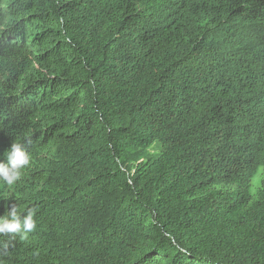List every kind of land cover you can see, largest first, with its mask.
<instances>
[{
  "label": "trees",
  "instance_id": "obj_1",
  "mask_svg": "<svg viewBox=\"0 0 264 264\" xmlns=\"http://www.w3.org/2000/svg\"><path fill=\"white\" fill-rule=\"evenodd\" d=\"M13 142L0 264H264V0H0Z\"/></svg>",
  "mask_w": 264,
  "mask_h": 264
},
{
  "label": "clouds",
  "instance_id": "obj_2",
  "mask_svg": "<svg viewBox=\"0 0 264 264\" xmlns=\"http://www.w3.org/2000/svg\"><path fill=\"white\" fill-rule=\"evenodd\" d=\"M30 162L31 156L24 150V145L13 142L8 150L7 163H0V180L13 185L21 178L22 170L28 167ZM36 211L35 208H30L26 215L22 216L13 205L7 215L0 217V235H20L21 239H26L27 234L35 230ZM3 247V254H6L7 244Z\"/></svg>",
  "mask_w": 264,
  "mask_h": 264
},
{
  "label": "rangeland",
  "instance_id": "obj_3",
  "mask_svg": "<svg viewBox=\"0 0 264 264\" xmlns=\"http://www.w3.org/2000/svg\"><path fill=\"white\" fill-rule=\"evenodd\" d=\"M261 171H262L261 169L258 170V172L256 173V175L254 176V178L251 181V184H250L251 194H254L255 191L260 187L261 179H262Z\"/></svg>",
  "mask_w": 264,
  "mask_h": 264
}]
</instances>
